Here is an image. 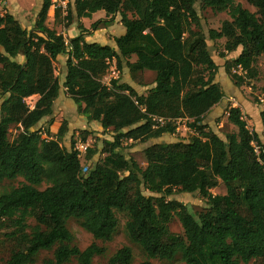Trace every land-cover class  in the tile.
Returning a JSON list of instances; mask_svg holds the SVG:
<instances>
[{"label":"trees","instance_id":"obj_1","mask_svg":"<svg viewBox=\"0 0 264 264\" xmlns=\"http://www.w3.org/2000/svg\"><path fill=\"white\" fill-rule=\"evenodd\" d=\"M244 1L256 11L237 0H75L74 13L68 7V25L73 18L104 11L108 20L91 26L97 31L120 16L125 34L114 40L115 49L86 43L81 26L82 33L72 39L46 27L51 0L43 1L33 30L8 13L0 15V183L23 180L0 194V233L9 231L5 236L13 246L1 264H34L40 252L54 248L45 264H92L104 249L72 246L67 222L78 220L94 240L108 242L118 227L115 212L126 214L128 237L146 255L139 264L177 256L184 264H264V149L259 137L236 107L227 112L236 134L222 139L203 124L224 98L207 40L225 39L227 53L240 49L227 71L240 67L249 78L264 54V0ZM197 4L229 20L204 34ZM58 57H66L62 87L77 114L113 135L103 142V159L91 168L81 162L91 160V146L80 159L76 139L71 149L59 143L67 128L52 135L39 127L52 117L60 93L54 74ZM113 60L132 75L153 72L154 87L143 95L118 79L105 87L101 80L107 61ZM233 78L236 86L244 80ZM33 97L30 107L26 101ZM259 116L264 130V110ZM183 120L196 133L187 143L148 146L144 168L126 157L135 143L174 135ZM12 127L19 133L10 141ZM220 182L226 193L212 195ZM41 185L46 188L39 190ZM176 193L198 194L207 207L193 214L182 203L167 201ZM174 216L182 235L169 229ZM132 261L131 248L124 246L108 264Z\"/></svg>","mask_w":264,"mask_h":264},{"label":"rangeland","instance_id":"obj_2","mask_svg":"<svg viewBox=\"0 0 264 264\" xmlns=\"http://www.w3.org/2000/svg\"><path fill=\"white\" fill-rule=\"evenodd\" d=\"M28 7V16L25 17L24 25H22L27 30H33V20L34 14L37 9H41L44 0H26ZM244 8L248 9L250 12H255L256 10L248 5L244 0H237ZM6 5L1 6L2 10H6ZM196 9L200 16V24L201 29L204 34L207 33L208 29H219L223 21L229 20L227 14H217L212 12L210 9L201 10L199 5H196ZM3 12V11H1ZM54 18L49 15L46 20V27L49 29L55 30L58 34L63 35L64 38L70 39L74 32L71 31L70 25L67 23V15H63L61 10H57L54 14ZM54 22H59L60 25H54ZM27 24V25H26ZM225 39L219 41H209L207 40V47L211 56V59L218 67L216 75H215V83L219 86L221 91L224 93L223 100L219 103V105L211 112V114H207L203 119V124H205L207 131H211L217 134L220 138L225 139L227 134L237 133V129L231 125L227 120V112L229 107L233 104V107H241L243 110L242 117H245L248 120L247 127L251 132L257 133L259 137V141L261 143L262 149H264V130L262 128L261 120L258 118V111L264 110V54L260 56L255 63V72L256 75L254 78H249L246 76L244 72L237 71V68H230V73L227 71V67L231 65L232 61L239 55L240 49L236 52L227 53L224 49ZM135 58H132L131 61H134ZM21 60V58H19ZM114 61V60H113ZM110 62L108 69L115 68L118 71V80L121 84H127L132 87L139 95L146 94L149 88L153 85L155 76L150 72H141L136 73L134 75L130 74L129 70L126 68L123 63L122 68L119 69L114 62ZM66 60L65 58L55 61L54 63V74L58 78L59 83L62 84L64 79V70ZM109 69V72H110ZM234 76L241 77L243 82L240 86H236V80L233 78ZM36 97L27 99V104L30 107H33ZM65 92H63L62 103H57L58 115L61 117L62 114L65 116L69 113L73 117L67 119V116H62L61 126L63 128H67L66 123L70 121L74 124L75 129L71 132L65 134L59 140V143L62 147L66 149H71L72 142L81 141L87 142L91 148H93V154L90 161L81 160L84 168H91L94 163L103 159L104 155L101 153L103 151V142L104 141H112L113 135L109 131H103L100 125L94 123V128H84L82 124H80V120L76 118L77 107L72 102L71 99H68ZM236 105V106H235ZM79 116V115H78ZM63 119H66L63 122ZM98 127V128H97ZM68 131V128H67ZM18 129L16 127H12L9 131V139L12 141L18 135ZM196 136L195 131L192 128H189L187 122L185 120L177 122V129L174 135L172 136H164L158 140L148 141L146 143H135L131 147H129L124 153L127 158H132L135 160L138 165L142 168L145 167V156L144 150L155 143H175L178 141H182L187 143L193 137ZM84 139V140H83ZM58 140V139H57ZM255 146V144H254ZM256 152H259V148L255 147ZM23 180L16 179L14 181H4L0 183V194L6 190H9L12 187H17ZM46 185H41L38 187L39 190H44ZM145 195H151L147 191H144ZM212 195H224L226 193L224 185L220 182L219 185L210 190ZM175 200L179 203L185 205L193 214L199 213L205 209L206 200L203 199L198 194H182L176 193L172 197L168 198L167 201ZM115 216L118 220V227L116 229L115 235L113 236L111 241L102 242L96 241L94 238L87 233L80 224V221L75 219H70L67 222V229L73 236V241L71 243L72 246L77 247L79 250H84L88 246L92 244H96L98 247L104 249V254L99 257H95L93 259L92 264H108V259L120 248L126 246L131 248L133 253V261L132 264H139L146 260V255L141 250V248L134 243H132L128 237V234L125 229V224L127 222V216L124 213L115 212ZM28 224L30 226L34 225L33 220H29ZM169 229L172 233L182 235L183 230L177 218L172 217ZM9 231L3 230L0 233V264L6 261L11 253L13 248L12 243L7 240L5 233ZM55 249V248H54ZM54 249L50 251H42L35 258L34 264H45L46 261L51 260L53 256ZM152 264H184L180 257L177 256L173 261H161V260H152ZM67 264H76L75 260ZM242 264V263H240ZM252 264V263H251Z\"/></svg>","mask_w":264,"mask_h":264},{"label":"crops","instance_id":"obj_3","mask_svg":"<svg viewBox=\"0 0 264 264\" xmlns=\"http://www.w3.org/2000/svg\"><path fill=\"white\" fill-rule=\"evenodd\" d=\"M74 2L75 0H68V7L69 9H71V11L74 13ZM6 5V10H2L1 6L3 7V5ZM27 1L26 0H1L0 3V15H4L6 13L10 14L11 16H13L17 21L20 22L21 25H24V19L25 17L28 16V7H26ZM3 11V12H1ZM40 9L36 11V13L34 14V20H33V25L35 24L37 17H38V13H39ZM55 12L52 11L51 9L49 10V18L52 17L54 18ZM104 20H108V18L106 17V14L104 11H98L96 13H94L90 18H81V19H76L73 18L72 22L69 24L70 26V30L74 32V35H72L71 37H69L70 39L75 38L76 36H78L80 33H82V31L79 29V27L81 26L84 31L82 33L84 41L88 44H99L101 46H108L111 48L115 49V43L114 40L116 38L122 37L125 34V28L122 26V24L120 23V16L117 15L115 17V20L112 24L108 25V26H99V29L97 31H92L91 30V26L98 22V21H104ZM47 25V23H45ZM27 25V24H26ZM54 25H60L59 22H54ZM60 34V33H59ZM66 39V38H65ZM66 57H58L56 61H59L61 59ZM135 60V59H134ZM133 62V61H132ZM144 72H150V71H144ZM152 74H154L153 72H150ZM66 75V69L64 70V77ZM155 76V74H154ZM62 84H63V80ZM62 84H60L61 89H60V93L59 96L57 98V100L54 102V106H53V115L50 118H46L43 119L42 122L40 123L39 127L42 128L44 131H48L50 132L52 135H57L60 127H61V122L62 116H65L64 114H62V116L60 117L57 113V103H62V97H63V92H65V89L62 87ZM154 87V84L149 88L152 89ZM69 99V98H68ZM67 99V101H68ZM63 105V103H62ZM219 105V104H218ZM217 105V106H218ZM215 106L209 113L211 114V112H213V110L217 107ZM234 104L231 106L233 107ZM236 106V105H235ZM230 108V107H229ZM235 108V107H234ZM238 108V107H236ZM242 115H243V110L241 107H239ZM262 111V110H261ZM261 111H258V118H260V113ZM208 113V114H209ZM67 119L70 117H73L72 115H69V113L66 115ZM65 116V117H66ZM77 120H80V124H82L84 126V128L88 127V128H94L95 125H93L95 122H90L88 123L83 117L81 116H76ZM242 119L248 123V120L245 117H242ZM50 120H52L53 122L51 124H49ZM66 119H63V122ZM97 124V123H96ZM99 125V124H98ZM66 126L68 128L67 133L71 132L72 130L75 129V126L73 123H71L70 121H67ZM98 128V127H97ZM66 133V134H67Z\"/></svg>","mask_w":264,"mask_h":264},{"label":"built area","instance_id":"obj_4","mask_svg":"<svg viewBox=\"0 0 264 264\" xmlns=\"http://www.w3.org/2000/svg\"><path fill=\"white\" fill-rule=\"evenodd\" d=\"M1 3V0H0ZM50 9L52 11H57V10H61V12L63 13V15H67L68 12V0H51V7ZM107 64L110 65V62L107 61ZM112 64H114V61L112 62ZM110 69V68H109ZM109 69L107 71V74L105 75V77H103V79L101 80V83L105 86V87H110V82L111 80H117L118 79V71L115 68H111L110 72ZM242 71L240 67L237 68V71ZM159 122H161V120H159ZM89 148V144L87 142H81L78 141L75 144L74 149L78 152V155L80 157V159L87 153V149Z\"/></svg>","mask_w":264,"mask_h":264}]
</instances>
